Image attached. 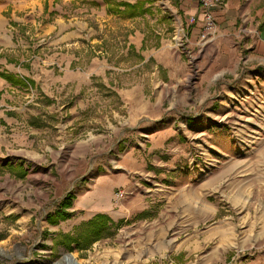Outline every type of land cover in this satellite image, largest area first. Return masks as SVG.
I'll use <instances>...</instances> for the list:
<instances>
[{"label":"rangeland","instance_id":"obj_1","mask_svg":"<svg viewBox=\"0 0 264 264\" xmlns=\"http://www.w3.org/2000/svg\"><path fill=\"white\" fill-rule=\"evenodd\" d=\"M96 1L98 6L91 0H13L20 20L8 21L7 31L14 36L15 57L21 60L17 67L31 62L42 79H20L9 71L0 73L11 74L16 83L0 77L21 83L26 100L38 103L43 116L31 117L29 126L45 132L28 136L42 140L37 144L28 145L26 137L0 151V264H54L68 253L77 264H264L261 145L251 152L244 148L235 158L209 151L208 140L196 145L188 155L189 167L203 173L193 178L196 188L187 183L188 174L175 173L178 183L170 189L163 174L162 183L152 187L160 201L150 217L136 212L115 219L118 225H109L113 234L86 248L70 241L67 235H76L73 227L93 216L91 210L80 209L83 197L77 188L92 181L83 182L88 174L81 175L94 158L100 163L114 158L116 139L131 132L134 109L121 91L137 84L152 101V89L165 85L161 67L153 56L145 59L142 51H154L163 40L183 48L185 60L194 57L179 31L177 0H152L145 3L146 12L133 18L109 13L103 0ZM12 8L9 5L3 14L10 17ZM246 24L240 34L256 33L248 32ZM69 31L75 36L68 37ZM136 34L142 38L138 51L131 43ZM68 58L76 64L68 66ZM66 71L88 74L90 81L80 88L63 85L60 75ZM186 86L175 95H164L160 107L174 104ZM82 144L89 150L85 159H78L73 150ZM222 168L227 172L220 174ZM210 177L215 179L199 184ZM67 193L73 196L70 217L51 224L47 216L55 214Z\"/></svg>","mask_w":264,"mask_h":264},{"label":"crops","instance_id":"obj_2","mask_svg":"<svg viewBox=\"0 0 264 264\" xmlns=\"http://www.w3.org/2000/svg\"><path fill=\"white\" fill-rule=\"evenodd\" d=\"M14 2L0 0V71L39 82L42 75L34 72L31 62L17 67L21 60L15 57L14 36L7 31L8 21L20 20L15 16V11L20 8H15ZM9 5H13V13L6 17L3 12ZM210 12L218 31L212 40L201 42L202 6L198 0H177L176 20L188 36L187 46L193 59L185 60L181 55L183 48L163 40L154 51L146 50V54L142 51L145 59L153 56L161 67L165 85L152 89V101L137 84L121 91L124 100L134 109L131 132L116 139L114 158L109 157L104 163L94 158V164L81 175L88 174L83 182L88 178L93 184L86 182L77 188L83 197L80 209L91 210V215L104 213L113 220L136 212H144L150 217L154 204L160 201L152 187L154 183H162L159 177L163 174L170 181L166 183L170 189L178 183L175 173L188 174L187 183L197 187L193 178L196 180L198 174L202 175V169H191V158L188 157L196 145L202 146L208 140L206 148L209 151L227 158L239 156L244 148H249V152L257 150L256 146L264 148V101L262 104L259 101L264 99V0H218ZM244 21L247 23L244 28L256 33L240 34ZM66 35L73 37L75 33L69 31ZM141 39L136 34L131 40L137 51ZM67 64L75 65L76 62L68 58ZM47 74L50 76L49 72ZM62 74L60 83L63 85L76 84L80 88L90 81L88 74L83 72ZM185 78H189L187 84ZM182 84L187 86L176 102L162 109V97L175 95ZM36 105L38 103L26 100L21 83L11 84L0 77V151L4 148L8 151L13 144H20L37 131L45 132L41 128L30 129L29 119L38 114L43 116ZM45 107L49 109V106ZM190 135L195 141L189 138ZM28 139V145L42 141L33 137ZM87 145L76 146L73 150L78 159H85L89 150ZM225 172L226 168L219 171L220 174ZM214 179L204 178L199 184ZM146 191L148 195L144 197ZM119 193L122 196H118Z\"/></svg>","mask_w":264,"mask_h":264},{"label":"trees","instance_id":"obj_3","mask_svg":"<svg viewBox=\"0 0 264 264\" xmlns=\"http://www.w3.org/2000/svg\"><path fill=\"white\" fill-rule=\"evenodd\" d=\"M106 4V10L109 13L119 15L122 17L133 18L147 11L144 8L145 3H153L152 0H136L135 2H130L127 0H103ZM91 4L98 6L99 3L96 0H91ZM0 75L16 83V80L12 78L11 74L0 73ZM24 172H20L19 176L22 177ZM73 196L67 193L63 196L61 202L55 210V214L47 216V219L51 224L57 223L59 220H65L70 217L71 211L68 208L71 206ZM121 221V220H119ZM109 225L117 226L110 216L104 213H96L90 219L85 222H81L73 227V234L67 235L70 237V241H75L80 248H86L91 246L92 243L98 241L107 234H113L110 230Z\"/></svg>","mask_w":264,"mask_h":264},{"label":"built area","instance_id":"obj_4","mask_svg":"<svg viewBox=\"0 0 264 264\" xmlns=\"http://www.w3.org/2000/svg\"><path fill=\"white\" fill-rule=\"evenodd\" d=\"M217 0H198L199 4L203 8V20H202V30L200 34L201 42H207L212 40L218 31L217 25L213 19V16L211 14V8L214 6L215 2ZM246 29H243V31ZM179 31L182 33L183 42L187 43L189 42L188 36L184 30L183 27L179 29ZM179 34V33H178ZM181 38V37H180ZM181 38V40H182Z\"/></svg>","mask_w":264,"mask_h":264},{"label":"bare ground","instance_id":"obj_5","mask_svg":"<svg viewBox=\"0 0 264 264\" xmlns=\"http://www.w3.org/2000/svg\"><path fill=\"white\" fill-rule=\"evenodd\" d=\"M75 260L74 258L69 255V254H65L60 260H58L56 263L54 264H75Z\"/></svg>","mask_w":264,"mask_h":264},{"label":"water","instance_id":"obj_6","mask_svg":"<svg viewBox=\"0 0 264 264\" xmlns=\"http://www.w3.org/2000/svg\"><path fill=\"white\" fill-rule=\"evenodd\" d=\"M69 255H71L70 253H68ZM75 264H77L76 262H75Z\"/></svg>","mask_w":264,"mask_h":264}]
</instances>
